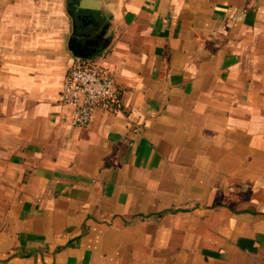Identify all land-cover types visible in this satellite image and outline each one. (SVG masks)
<instances>
[{
  "label": "crops",
  "instance_id": "crops-1",
  "mask_svg": "<svg viewBox=\"0 0 264 264\" xmlns=\"http://www.w3.org/2000/svg\"><path fill=\"white\" fill-rule=\"evenodd\" d=\"M0 264H264V0H0Z\"/></svg>",
  "mask_w": 264,
  "mask_h": 264
},
{
  "label": "built area",
  "instance_id": "built-area-1",
  "mask_svg": "<svg viewBox=\"0 0 264 264\" xmlns=\"http://www.w3.org/2000/svg\"><path fill=\"white\" fill-rule=\"evenodd\" d=\"M120 95L109 68L102 62L78 59L67 73L60 104L69 109L71 125L89 126L98 108L118 110Z\"/></svg>",
  "mask_w": 264,
  "mask_h": 264
},
{
  "label": "water",
  "instance_id": "water-1",
  "mask_svg": "<svg viewBox=\"0 0 264 264\" xmlns=\"http://www.w3.org/2000/svg\"><path fill=\"white\" fill-rule=\"evenodd\" d=\"M82 8V7H81ZM81 36H80V34L78 33V32H75L74 33V36H73V38H72V40H73V42H74V45H75V43H76V40H79V38H80ZM72 49L74 50V52L77 54V56H79V57H87L85 54H84V52H77V46H73L72 45Z\"/></svg>",
  "mask_w": 264,
  "mask_h": 264
}]
</instances>
